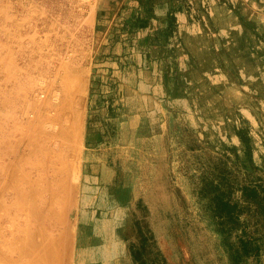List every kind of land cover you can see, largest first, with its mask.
I'll return each instance as SVG.
<instances>
[{
  "label": "rangeland",
  "instance_id": "obj_1",
  "mask_svg": "<svg viewBox=\"0 0 264 264\" xmlns=\"http://www.w3.org/2000/svg\"><path fill=\"white\" fill-rule=\"evenodd\" d=\"M37 3L21 7L19 0H0L2 248L14 235H29L34 219L55 238L60 227L69 231L57 236L65 237L64 244L69 239L62 247L68 252L59 250L62 259L58 254L63 264H224L199 213L193 192L198 161L184 135L217 147H244L242 130L249 151L244 166L264 177V0H173L175 26L168 38L155 36V28L165 24L156 17L146 27L131 28V19L140 15L136 0ZM94 4L97 28L88 21ZM168 4L155 0L161 19ZM73 107L83 117L84 140L65 172L58 163L67 156L57 134ZM17 166L30 172L19 170L37 187L32 191L46 185V192H33L37 210L27 206L29 183L23 189L21 177L11 176ZM59 177L69 180L66 199V190L55 188ZM50 188L56 198L62 194L54 210L67 211L66 227L64 218L48 212ZM26 189L25 204L16 194ZM249 264H264V251Z\"/></svg>",
  "mask_w": 264,
  "mask_h": 264
},
{
  "label": "trees",
  "instance_id": "obj_2",
  "mask_svg": "<svg viewBox=\"0 0 264 264\" xmlns=\"http://www.w3.org/2000/svg\"><path fill=\"white\" fill-rule=\"evenodd\" d=\"M136 1L140 15L131 19V28L146 27L156 17L165 24L155 28V36L168 38L175 26L173 0L166 19L155 14V0ZM238 135L244 147L226 142L217 147L189 132L184 135L198 161L193 192L199 213L216 237L224 264H249L264 251V177L244 166L247 135L242 130Z\"/></svg>",
  "mask_w": 264,
  "mask_h": 264
},
{
  "label": "bare ground",
  "instance_id": "obj_3",
  "mask_svg": "<svg viewBox=\"0 0 264 264\" xmlns=\"http://www.w3.org/2000/svg\"><path fill=\"white\" fill-rule=\"evenodd\" d=\"M54 5V4H53ZM67 6V5H66ZM54 7V6H53ZM57 10V9H56ZM61 13V12H60ZM67 28V27H66ZM152 65V64H151ZM200 83V82H199ZM156 94V93H155ZM16 96V95H15ZM80 98V97H79ZM79 98H78V100H79ZM9 99H11V98H9ZM6 100H8V99H6ZM12 100V99H11ZM81 100V99H80ZM7 102L8 101H6L5 103H6V105H7ZM69 102V101H68ZM78 102V101H77ZM12 103H13V101H12ZM80 103V102H79ZM11 104V103H10ZM59 104H60V102H59ZM66 105H68V104H66ZM71 105V104H70ZM69 105V106H70ZM8 106V105H7ZM62 106V105H61ZM59 108H61V107H59ZM56 111V110H55ZM55 116H56V114H55ZM55 116H54V118H55ZM29 116H26V119L28 118ZM52 117V116H51ZM68 119H69V121H68V123L65 125V127L60 131V133H58L57 135H59L60 136V139H61V143H60V146L63 148V151H64V153H62V154H66V156H67V158L66 157H63V159H61V161L58 163V164H60L61 163V166H62V168L64 169V171L65 172H67V170H68V168L70 169V165H69V159H70V162H71V167L72 166H74L73 165V160L72 159H74L75 157H76V154L79 152V150H80V147H81V145H82V136H83V127H81V125H82V118H81V113H80V111H79V108H74L73 107V109H72V111L71 112H69L68 113ZM53 118V119H54ZM28 121H29V119H27ZM27 121V122H28ZM27 122H25L26 123V125H27ZM31 122V121H30ZM17 124L18 123H16L14 126L16 127L17 126ZM48 124V126H50L51 124L50 123H47ZM25 125V126H26ZM29 126H27V128H28ZM32 127V126H31ZM41 127V126H40ZM39 127V128H40ZM47 127V126H46ZM18 128V127H17ZM45 128V127H44ZM31 129V128H30ZM27 131V130H26ZM42 131V130H41ZM32 132V131H31ZM39 132H40V130H39ZM45 132V131H44ZM28 133V132H27ZM29 134V133H28ZM50 135V134H49ZM32 136V135H31ZM38 138H36V140H37ZM39 141V140H38ZM42 142V141H41ZM40 143V142H39ZM41 144V143H40ZM39 146V145H38ZM38 150V149H37ZM55 150V149H54ZM40 151V150H39ZM44 151V150H43ZM43 151H41V152H43ZM56 151V150H55ZM45 152V151H44ZM53 152V151H52ZM54 153V152H53ZM40 154H43V153H40ZM44 155V154H43ZM48 155L50 156L51 154H49L48 153ZM58 156H59V154H58ZM45 157V156H44ZM56 157V155H54V158ZM50 158H52V156H50ZM49 158V159H50ZM53 158V159H54ZM18 159V158H17ZM9 160V159H8ZM42 160H44L43 159V157H42ZM20 160H18V162H19ZM21 161H23L24 163H26L23 159L21 160ZM45 161V160H44ZM57 162H58V160H56ZM23 162H21L22 164H23ZM35 162H38V160H36ZM38 163H40V162H38ZM28 164V163H27ZM41 164H43V163H41ZM15 165V164H14ZM17 165V164H16ZM44 165H47V164H44ZM43 165V166H44ZM18 166H19V163H18ZM17 166V168H18V170L16 169V171H18V174H17V172L16 171H14V173H13V175H11V176H13V177H18V175H19V177H21L20 175L22 174V175H26L27 176V174H28V176L30 175V168L33 166H35V163L34 164H31V167L30 168H27V169H29V170H27L26 172H29V173H24L23 174V172H24V168L22 169L23 170V172H22V170L19 168ZM42 166V165H41ZM32 167V168H33ZM36 167V166H35ZM15 168V167H14ZM19 170L22 172L21 174H20V172H19ZM41 170V169H40ZM12 171V170H11ZM51 171V170H50ZM47 172V171H46ZM39 173V172H38ZM41 173L42 174H45V171H41ZM40 173V175H37L38 176V178L40 177V178H47L46 176L45 177H42L41 174ZM69 173V172H68ZM50 174V173H49ZM15 175H17V176H15ZM33 175V174H32ZM32 175L30 176V177H32ZM51 175V174H50ZM50 175H49V177H50ZM65 175V174H64ZM68 175V174H67ZM62 176V175H61ZM52 177V176H51ZM50 177V178H51ZM54 177V176H53ZM16 178H15V180H16ZM28 179H26V177L24 176V177H21L20 179H22V182L19 184L20 186H21V188H23V189H25L24 188V186L22 187V183H26V184H28L29 183V177H27ZM34 178H36L35 176L32 178V182L35 180ZM19 179V178H18ZM19 179V180H20ZM26 179V180H25ZM31 179V178H30ZM34 179V180H33ZM37 179V178H36ZM63 179V177L61 178V177H59V179H58V181L59 180H61L58 184H57V187H55L56 188V191H62V190H68L69 188V186L68 187H65L67 184L69 185V183H67L69 180H67V178H65V181H64V179ZM47 180V179H46ZM52 180V179H51ZM67 180V181H66ZM21 181V180H20ZM28 181V182H27ZM36 181V180H35ZM35 181H34V183H35ZM37 181H39V179L37 180ZM40 181H42V180H40ZM39 181V182H40ZM48 181V180H47ZM47 181L45 182V184H47ZM52 181H54V179L52 180ZM58 181H56V182H58ZM19 181L17 180V183H18ZM44 182V181H43ZM24 183V184H25ZM37 184H38V182H36ZM35 183V185H37ZM50 183L52 184V182L50 181ZM51 184H48L49 186L51 185ZM66 184V185H65ZM29 185H30V188L28 187V189H30L31 190V192H30V190L28 191L27 189L25 190V191H27V192H23V191H21L22 193H19V191H18V193L20 194H16V196H20V198L24 201V203L26 204V200H28L29 198H31L30 196L32 195V198H31V202H30V199L28 200V202H30V204L29 203H27V206L28 207H30V208H32V207H34L35 208V206L37 207V200L35 201V199L37 198V196L41 193V192H43L44 193V191L46 190V185L42 188V189H40L39 188V190L37 191V192H40V193H36V191H32V190H35V189H37V187L36 186H34V185H32L31 183H29ZM18 186V185H17ZM17 186H16V189H17ZM20 186H18V187H20ZM35 188H34V187ZM54 186H56V185H54ZM52 187V186H51ZM34 188V189H33ZM54 187H53V189H55ZM15 189V192H17V190ZM72 189V188H71ZM67 190H66V192L64 193V195L63 196H65V199L66 198H68V197H70V192L72 191H70L69 193H67ZM48 191H51V188L48 190ZM60 191H59V193H60ZM69 191V190H68ZM13 192V191H12ZM30 192V194H29V198H25L26 196L25 195H27V193H29ZM33 192H35L36 194H37V196L33 193ZM46 192V191H45ZM24 193V194H23ZM32 193V194H31ZM52 194V197H50L49 198V204H48V212H52V215H54L55 216V218H59V221H62V218H64V217H66L67 216V214L65 213V212H67V211H65V212H62L61 210V212L59 211V209L60 208H64V207H66V205L64 206V204H63V207H61L62 205H60V207H58L57 209H58V213L60 212V215H58L57 213L55 214V212H57V210L55 211L54 210V205H55V202H57V204H59V203H61V202H59L60 200H61V196H62V194L60 195L58 192V196H59V198L57 197H55V196H57L56 195V192L54 193V190H52L51 192H49V194ZM62 193V192H61ZM67 193V194H66ZM24 196H23V195ZM33 194H34V196H33ZM53 194H55V196L53 195ZM13 195H14V192H13ZM43 195V194H42ZM22 196V197H21ZM28 196V195H27ZM19 198V199H20ZM35 198V199H34ZM32 199H34V200H32ZM58 199H60L59 201H58ZM63 199V198H62ZM16 200V199H15ZM18 200V199H17ZM69 200L71 201V199L69 198L67 201L69 202ZM67 201H65V203L67 204L68 202ZM16 202V201H15ZM63 202H64V200H63ZM17 203V202H16ZM23 203V204H24ZM71 203V202H70ZM56 204V205H57ZM55 205V206H56ZM69 205V203L67 204V206ZM71 205V204H70ZM103 205H104V203H103ZM16 206V205H15ZM53 207V210L54 211H52L51 209H50V207ZM59 206V205H58ZM16 208V207H15ZM18 208L19 207H17L16 209L18 210ZM26 208V207H25ZM99 208V207H98ZM36 209V208H35ZM65 209H67V208H65ZM103 209V208H102ZM115 209V208H114ZM23 210H26V209H23ZM37 210V209H36ZM98 210V209H97ZM110 211V210H109ZM120 211V210H119ZM26 212V211H25ZM70 212V211H69ZM93 212V211H92ZM92 212H89V213H92ZM100 212V211H99ZM105 212V211H104ZM111 212V211H110ZM115 212H116V210H115ZM121 212H122V210H121ZM19 213V212H18ZM37 213V212H36ZM49 213V214H50ZM54 213V214H53ZM62 213H65L66 214V216H64L65 214H63L62 215ZM26 213H24V216H26L25 215ZM105 214V213H104ZM39 215V214H38ZM37 215V216H38ZM52 215H50V218L52 217ZM56 215H58L59 217H56ZM36 216V221H38V217ZM61 216V217H60ZM62 216H64V217H62ZM114 216L116 217L117 215H115L114 214ZM119 216V215H118ZM23 217V216H22ZM39 217H42V216H39ZM90 215H89V219H90ZM109 217H111V216H109ZM27 217H25V218H23V219H25V220H28V219H26ZM33 218V217H32ZM31 218V219H32ZM23 219L21 220L20 219V222L21 221H23ZM51 219H54V218H51ZM34 219H32V221L31 222H33V228L31 229V231H30V234L29 235H24V233H23V235H22V233L20 234V233H18V234H20V237H19V235H14L13 236V238L11 237V242L9 243L8 242V244L7 245H5L6 246V249L5 248H2L3 246H1V244H0V264H2V262H1V260L2 261H5L6 262V264H63L60 260L62 259V256L60 255V254H62V251H65V249H66V251H67V246L65 247V249L63 250L62 249V247H64L66 244H67V242H69L68 240V238L66 239V244H64V242H62L63 240H64V238L61 236V239H59L58 237H60V236H58V234L60 235H62V233H63V235H64V233H66L64 236H67V233H69V231L67 230V231H65L64 229H63V231L61 230V232H60V229H62L61 227H60V229L59 230H57L58 231V234H57V236H56V238H55V235L56 234H51V235H49V232L47 231L46 232V229L44 230V228H41V227H44L43 225L41 226V227H39L38 225H41L40 223L41 222H38V223H36L35 221H33ZM40 220H41V218H40ZM39 220V221H40ZM57 220V219H56ZM66 220L67 219H65L64 218V220L61 222L62 224H66ZM58 221V222H59ZM93 221V220H92ZM102 221H103V219H102ZM106 221V220H105ZM116 221V220H115ZM17 222V221H16ZM98 222V221H97ZM104 222V221H103ZM102 222V223H103ZM21 223H23V222H21ZM26 223H28V221L26 222ZM68 223V222H67ZM93 223V222H92ZM116 223V222H115ZM119 223V222H118ZM16 224V223H15ZM58 225H59V223H57ZM104 224V223H103ZM102 224V225H103ZM111 224V223H110ZM19 224H17V226H18ZM24 225V224H23ZM106 225V224H105ZM17 226H16V228H17ZM46 226V225H45ZM49 226V225H48ZM47 226V227H48ZM50 226L52 227V226H55V225H53V224H50ZM49 226V227H50ZM61 226V225H60ZM68 226H69V224H68ZM112 226V225H111ZM62 227H63V225H62ZM65 227H66V225H65ZM102 227V226H101ZM13 228H15V226L13 227ZM15 228V229H16ZM64 228V227H63ZM68 228V227H67ZM67 228H65V229H67ZM93 228V227H92ZM106 228V227H105ZM15 229H13L12 230V235H13V233H15V231L17 232V230H15ZM27 230V229H26ZM86 230H87V228H86ZM112 230V229H111ZM110 230V231H111ZM126 230V229H125ZM50 231H51V228H50ZM18 232H20V231H18ZM28 232V231H27ZM60 232V233H59ZM104 232H107V229L104 231ZM29 233V232H28ZM51 233H52V231H51ZM53 233H54V231H53ZM97 233V232H96ZM108 233H110V232H108ZM17 234V233H16ZM11 235V236H12ZM54 237H53V236ZM109 235H111V234H109ZM116 235V234H115ZM122 235H124L123 233H122ZM16 236V237H15ZM53 238H52V237ZM192 236H193V234H192ZM83 237V236H82ZM81 237V238H82ZM110 237V236H109ZM108 237V238H109ZM116 237V236H115ZM119 237V236H118ZM70 238V237H69ZM89 238H90V236H89ZM97 238V237H96ZM106 238V237H105ZM12 239H13V241H12ZM56 239V240H55ZM104 239V238H103ZM110 239V238H109ZM87 240V239H86ZM113 240V239H112ZM124 240V239H123ZM122 240V241H123ZM120 241V240H119ZM113 242V241H112ZM196 242V241H195ZM63 243V244H62ZM100 243V242H99ZM122 243H124V241L122 242ZM199 243V242H198ZM94 244H95V242H94ZM101 244V243H100ZM118 244V243H117ZM71 245V244H70ZM85 245V244H84ZM113 245V244H112ZM97 246V245H96ZM110 246V245H109ZM108 246V247H109ZM115 246V245H114ZM113 246V247H114ZM117 246H119V245H117ZM123 246H124V244H123ZM71 247V246H70ZM70 247H68L69 249L68 250H70ZM75 247V246H74ZM82 247H84V246H82ZM111 247V246H110ZM113 247L111 248V249H113ZM85 248V247H84ZM88 248V247H87ZM106 248V247H105ZM115 248V247H114ZM124 247H122V249H123ZM208 248V247H207ZM72 249V248H71ZM83 249V248H82ZM97 249V248H96ZM59 250H61V253H60V251ZM90 250V249H89ZM116 250V249H115ZM209 250V249H208ZM79 251V250H78ZM81 251V250H80ZM97 251H98V249H97ZM110 251V250H109ZM17 253L18 254V256H19V258H15L14 260H13V253ZM68 252V251H67ZM91 252H92V250H91ZM60 253V254H59ZM86 253V252H85ZM98 253H100V252H98ZM103 253V252H102ZM118 253V252H117ZM58 254H59V256H61V259H60V257L58 256ZM66 254V253H65ZM64 254V255H65ZM68 254V256H70V251H69V253H67ZM96 254V253H95ZM116 254V253H115ZM211 254V253H210ZM82 255V254H81ZM90 255V254H89ZM108 255V254H107ZM114 255V254H113ZM17 256V255H16ZM67 256V257H68ZM87 256V255H86ZM85 256V257H86ZM91 256V255H90ZM94 256H96V255H94ZM108 256H110V254L108 255ZM112 256V255H111ZM131 256V255H130ZM64 257V256H63ZM71 257V256H70ZM80 257V256H79ZM119 257V256H118ZM126 257V256H125ZM81 258V257H80ZM90 258V257H89ZM92 258V257H91ZM109 258V257H108ZM86 259H87V257H86ZM96 259V258H95ZM132 260V259H131ZM74 261V260H73ZM99 261V260H98ZM109 261V260H108ZM112 261V260H111ZM213 261H215V260H213ZM84 262H86V261H84ZM88 262H90V259H89V261ZM81 263V262H80ZM102 263H103V261H102ZM214 263V262H213ZM4 264V263H3ZM67 264V263H66ZM104 264V263H103ZM121 264V263H120ZM124 264V263H123ZM126 264V263H125Z\"/></svg>",
  "mask_w": 264,
  "mask_h": 264
},
{
  "label": "crops",
  "instance_id": "obj_4",
  "mask_svg": "<svg viewBox=\"0 0 264 264\" xmlns=\"http://www.w3.org/2000/svg\"><path fill=\"white\" fill-rule=\"evenodd\" d=\"M38 0H19V6L21 7H37V6H40L38 5L39 3H37ZM109 2H112V0H109ZM99 13V10H98V5L97 4H94L92 5L90 8H89V15H88V21H89V24H92L93 27H96L97 28V24H99V21H100V14ZM101 22V21H100ZM84 140V136H82V141Z\"/></svg>",
  "mask_w": 264,
  "mask_h": 264
}]
</instances>
